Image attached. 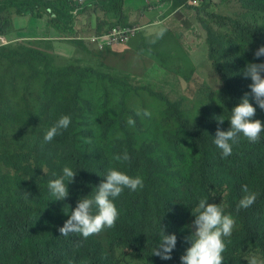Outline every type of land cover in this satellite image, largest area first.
Returning <instances> with one entry per match:
<instances>
[{
    "label": "trees",
    "instance_id": "1",
    "mask_svg": "<svg viewBox=\"0 0 264 264\" xmlns=\"http://www.w3.org/2000/svg\"><path fill=\"white\" fill-rule=\"evenodd\" d=\"M128 1L97 3L96 14L102 10L105 18L98 20L96 33L132 26L125 10ZM171 1L174 10L197 11L222 87L216 108H204L194 120L187 117L182 101L146 88L166 104L172 130L160 133L162 138L138 133L128 123L130 115L140 122L128 102L141 90L128 78L77 62L59 65L42 48L51 40L0 46V264H182L181 256L191 246L185 237L194 231L193 210L201 199L222 203L225 214L236 220L232 236L225 238L223 264H248L246 257L253 255L264 260V132L255 143L241 138L227 158L213 143L218 128L230 129L231 109L251 92L252 81L242 70L249 62L264 63V56H254L264 46V0H238L244 18L211 12L208 0H199L201 6L193 0ZM92 7L88 3L77 18V0H0V14L48 18L63 39L85 51L90 49L78 37L79 21L87 19ZM13 22L5 17L0 34ZM97 83L99 91L90 96L88 89ZM112 98H118L113 106ZM250 102L256 107L253 120L264 122V109L251 96ZM62 115L71 117L70 126L45 143L46 130ZM219 116L223 124L214 119ZM125 151L129 161L114 159ZM65 166L77 175L69 184V197L55 201L48 182L62 176ZM110 167L144 181L142 189L126 188L115 199V227L87 239L60 235L59 228L69 219L66 214L106 179ZM245 184L258 197L251 207L238 210ZM163 228L178 238L170 260L153 255Z\"/></svg>",
    "mask_w": 264,
    "mask_h": 264
},
{
    "label": "rangeland",
    "instance_id": "2",
    "mask_svg": "<svg viewBox=\"0 0 264 264\" xmlns=\"http://www.w3.org/2000/svg\"><path fill=\"white\" fill-rule=\"evenodd\" d=\"M87 1L93 3L95 8L92 7L88 12L87 23L85 20L84 23L79 21L78 36L81 34L87 37L97 32L94 24L95 14L101 5L97 3L102 0ZM131 3L132 7L140 6L145 10L141 14L142 18L136 22V25L143 29L128 45L99 51L87 41L90 50L85 51L74 42L63 39L61 35L57 41L47 39L51 41L46 42L42 48L54 55L59 65L77 62L120 78H128L133 85L139 86L141 90L132 93L128 107L136 113L137 110L147 109L151 116H139L140 122H137L135 117L130 115L129 118L135 121V124L130 126L138 133L149 132L158 136L166 130H172V127L166 120V104L146 88L167 95L174 101H182L187 117L194 120L204 108H216V93L222 87V80L209 61L208 32L200 22L197 11L185 8L176 16L173 14L174 7L166 6L162 9V3L155 5L147 0H131ZM208 3L211 5V12L245 17L238 0H208ZM201 5L202 1L198 6ZM157 11L159 16L151 20L150 13ZM5 17H11L14 22L5 34H0V46H14L20 40H29L24 38L28 35L24 29L27 28V17L0 14V26L5 22ZM262 22L264 21L260 20V23ZM88 90L90 96H94L99 91V83ZM99 95L105 97L101 92ZM117 100L118 98H112L111 106ZM99 102H96L98 106Z\"/></svg>",
    "mask_w": 264,
    "mask_h": 264
},
{
    "label": "clouds",
    "instance_id": "3",
    "mask_svg": "<svg viewBox=\"0 0 264 264\" xmlns=\"http://www.w3.org/2000/svg\"><path fill=\"white\" fill-rule=\"evenodd\" d=\"M194 1L196 0H193L195 5L199 4V0H197V4ZM87 2L86 0V2L82 4L81 0H77L78 8L73 11L74 14V12L79 10L77 16L74 14L77 18L80 12L87 7ZM193 10L196 11L195 9ZM85 23H87V19ZM116 27L139 26L118 25ZM142 29L143 28H141L139 33ZM93 35L104 34L94 33L90 36ZM78 37L80 40L87 42L81 39L86 36L80 34ZM134 38L132 40H134ZM254 56L257 59L264 56V46L259 47L255 51ZM242 73L246 79L250 78L252 81L249 85L251 92L245 93L240 103L231 109V116L227 119L230 121V129L224 131L218 128L213 140V143L221 151L223 158H227L232 154L233 145L238 144L241 138L255 143L261 139V133L264 132V122L259 119L253 120V117L256 115V107L250 102L251 96L254 98L259 108L264 109V63L249 62L242 70ZM136 114L143 117L151 116V113L147 109L142 111L137 110ZM214 119H216L219 124H223L225 120L223 116L214 117ZM128 123L134 125L135 121L130 117ZM70 124V116H60V118L46 130L43 137L44 142L50 143L56 136L61 135L63 130H67ZM114 159L120 162H127L130 160V156L125 151L123 155H116ZM43 171L45 172L44 169ZM62 173V176L59 178L52 179L48 182V188L51 195L55 197V201L65 200L69 197V184L75 182V177L77 175V172L69 166H65L62 169ZM104 177L106 179L102 180L99 186L95 187L91 195L80 198L75 209H71L70 214L65 213L69 216V219L65 221L63 227L59 228L60 235L68 236L69 234H78L84 239H87L90 236L99 235L106 228L111 229L115 227L119 218V210L114 203L115 199L121 196L126 188L134 192L144 187L142 177L130 176L126 172L114 167L108 168ZM242 192L244 195L237 205L238 210L251 207L258 197V193L250 191L247 184L242 186ZM24 193L26 197H29L30 193ZM193 215L195 219L191 227L194 231L190 236L185 237V240L189 242L191 246L187 248L185 254L181 256L182 264H223V253L227 248L225 238H230L232 236L236 227L235 218L231 214H225L222 203H209L208 199H201L199 201L198 206L193 210ZM177 239L175 233L166 234L163 228L159 246L154 250L153 255L160 257L162 260L172 259V252L176 248ZM228 242H230V240ZM246 259L248 264H264V260L259 259L255 255L246 257Z\"/></svg>",
    "mask_w": 264,
    "mask_h": 264
},
{
    "label": "crops",
    "instance_id": "4",
    "mask_svg": "<svg viewBox=\"0 0 264 264\" xmlns=\"http://www.w3.org/2000/svg\"><path fill=\"white\" fill-rule=\"evenodd\" d=\"M147 1H151L155 5H157V3H162L160 5L162 7V9L166 6L169 8L173 7V2L171 0H147ZM155 8H158V7H155ZM184 9L185 8H178L177 10L174 11L173 14L177 16L180 12H183ZM125 10L131 18V24L130 25L138 26V25H136L137 19L142 18L141 14L144 12L145 9H142V7H140V6L132 7L131 0H129L126 3ZM100 11H101V13L95 15L94 24L96 26V29L98 27V20L105 18L104 11H102V10H100ZM150 15H151L150 19L152 20V19L156 18L157 16H159V11L150 13ZM82 23H84V20L82 21ZM24 29L28 33V35L24 38H28L29 40H31L33 38H40V39H51V40L57 41L58 38L61 37L60 31L58 29L52 28L50 26L48 18H45V19L31 18L30 20L28 19L27 28H24ZM18 35H19V32H17V36ZM42 37H47V38H42ZM20 39H22V38H20Z\"/></svg>",
    "mask_w": 264,
    "mask_h": 264
},
{
    "label": "built area",
    "instance_id": "5",
    "mask_svg": "<svg viewBox=\"0 0 264 264\" xmlns=\"http://www.w3.org/2000/svg\"><path fill=\"white\" fill-rule=\"evenodd\" d=\"M86 0H81V3L84 4ZM196 4L198 1H194ZM79 10L74 12L77 16ZM141 30L139 27H115L108 34L104 35H93L90 37H82L88 41L90 44L94 45L98 50H107L119 45L128 44Z\"/></svg>",
    "mask_w": 264,
    "mask_h": 264
}]
</instances>
